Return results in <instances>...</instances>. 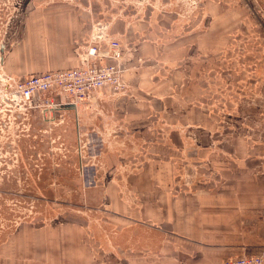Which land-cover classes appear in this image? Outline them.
<instances>
[{
  "label": "rangeland",
  "instance_id": "obj_1",
  "mask_svg": "<svg viewBox=\"0 0 264 264\" xmlns=\"http://www.w3.org/2000/svg\"><path fill=\"white\" fill-rule=\"evenodd\" d=\"M240 1L246 8L238 12L239 25L208 28L204 36L205 51L217 55L198 54L184 61L188 73L178 80L184 88L169 92L165 117L147 123L141 132L135 128L127 133L135 125L127 102L138 100L131 84L124 96H105L97 106H90V101L82 105L78 124L72 112L63 123L51 124L37 108L22 110L12 104L6 79L16 75L9 72V62L21 69H50L72 50V61L78 64L97 22L111 28L119 18L136 20V8L141 7L171 8L161 14L177 20L163 29L159 42L171 44L178 54L183 0H0V264L33 262L38 251L34 257L24 253V241L39 242L40 233L44 238L45 232L61 229L75 228L71 238L83 246L80 264H108V254L117 259L142 254L154 244L163 250L166 243H177V236L159 224L133 221L119 227V202L129 208L141 205L144 187L138 184L149 178L152 163L166 165L155 175L167 181L173 197L184 199L186 213L187 196L199 191L262 194L264 0H255L262 4L259 12L248 8L251 0ZM166 2L172 4L163 9ZM67 12L74 13L79 35L89 24L73 43L60 42L55 34L58 27L70 24L64 17ZM154 34L148 39L159 40ZM158 66L168 76L171 69H182V56ZM147 109L154 110L147 107L146 113ZM237 182L239 187L231 185ZM262 208V201L250 203L245 212L260 216L262 224ZM236 234L224 237L254 252L264 244V236L246 227L238 226ZM55 240L59 238L51 239ZM173 252L178 264H188L185 252Z\"/></svg>",
  "mask_w": 264,
  "mask_h": 264
},
{
  "label": "crops",
  "instance_id": "obj_2",
  "mask_svg": "<svg viewBox=\"0 0 264 264\" xmlns=\"http://www.w3.org/2000/svg\"><path fill=\"white\" fill-rule=\"evenodd\" d=\"M242 3L243 1L240 0H183L182 52L178 54L176 52L179 50L174 49V46L170 48L171 44L169 46L159 42L164 34L163 29L177 20L161 14V11L167 13L170 11L171 8L164 9V7L171 6L172 3L170 4V2L161 4L164 10L159 8L153 10L154 8L150 7L136 8L138 16L136 20L119 18L110 28L112 36L123 44H129L127 46L131 45L133 47L130 57L125 61L127 70L124 72V77L131 84V91L137 94L138 100L133 102L128 100L127 102L129 117L135 123L133 127H129L131 130H128L127 133L133 132V130L136 132V129L141 132V128H145L147 123L160 121L165 117L163 112L168 106L169 92L181 87L184 88L182 84L181 86L179 85L180 81H178L181 78V74L183 76L184 72L187 71L184 70L187 69V67H184V61L191 57L194 58L198 54L200 56L212 54L216 56L217 51L213 53L205 51L206 42H204V36L208 32L210 33L207 29L232 28L239 25L241 19L238 17V12L246 8V5ZM261 5L255 0H251L247 6L259 12ZM154 11L156 12L154 13ZM73 14V12L64 14L65 20L69 21L70 24L68 27L62 25L55 31L56 36H59L60 42L68 41L73 43L79 35L80 25L72 17ZM86 24L87 27L83 32L81 31L79 39L89 28L88 22ZM154 31H156V34H154L156 37L160 36L159 40L148 39V36L150 38ZM177 40L179 39L174 41ZM178 48H180V45ZM66 54L68 55L65 56V61L62 64L57 63L50 66V69L43 70L16 68L15 66L12 67V63L9 62V72L15 74L17 78H24L47 70L77 65L76 61H72V50ZM180 56H182L183 61L182 69H171L172 71L169 72L170 76L165 75L158 64L165 61L176 62V60L180 59ZM137 58L141 59L138 63ZM137 66H139L138 72L135 71ZM147 107H152L154 110L147 109L148 113H146L145 109ZM141 108L142 111L139 110ZM174 140L176 143H180L177 136L174 137ZM149 144L152 143L150 142ZM163 146L167 147L166 145ZM145 147L149 148L148 145ZM166 149L164 151H167ZM148 167V171H152V173L149 174V178L141 179V184H138V186L144 187L142 189L144 190L142 197L145 198H141V205L129 208L119 202L117 212L119 227H126L133 221L159 224L161 228H166L177 236L174 238L177 243H166V247L163 250L157 249L154 244L142 254L129 253L123 258L117 259L108 254L106 255L108 264H178L173 255L174 248L188 255V264H220L225 258L230 256L242 253H264V244L256 247L259 252H254L255 248L240 246L233 239L227 240L224 237L237 235L236 229L238 226L246 227L251 234L264 236V223L258 222L260 216H249L245 212L247 204L262 201V216H264V189L261 195H254L253 191L247 194L241 191L238 193V190L235 191L236 194H234V190H222L224 193L230 192L232 194H220L221 192L218 194L219 191L216 192L217 194L215 192L199 191L187 196L190 208L186 213L183 211L184 208L182 206L184 199L179 200L177 197H173L168 191L167 181L163 178H157L155 175V171L163 172L166 170V165L152 163ZM231 185L233 187L240 186L238 182ZM72 230H75V228ZM72 230L61 229L59 231L45 232L44 238H42L43 234L40 233L42 241L35 243L31 241L32 239L25 240L24 253H29L34 257L35 251H38L34 261L26 264H80L79 257L83 246L80 248L78 241L71 238V233H75ZM56 236L59 241H51ZM165 250L167 251L166 254L159 253V251ZM43 257L44 259H42Z\"/></svg>",
  "mask_w": 264,
  "mask_h": 264
},
{
  "label": "built area",
  "instance_id": "obj_3",
  "mask_svg": "<svg viewBox=\"0 0 264 264\" xmlns=\"http://www.w3.org/2000/svg\"><path fill=\"white\" fill-rule=\"evenodd\" d=\"M95 26L91 44L79 55L77 65L24 78L7 77L12 104L22 110L37 108L43 121L51 124L57 120L63 123L65 115L72 112L78 124L81 107L86 102L97 106L103 103L105 96L126 95L130 85L124 77L125 61L133 48L126 47L110 34L109 23L97 22ZM220 264H264V253L230 256Z\"/></svg>",
  "mask_w": 264,
  "mask_h": 264
},
{
  "label": "bare ground",
  "instance_id": "obj_4",
  "mask_svg": "<svg viewBox=\"0 0 264 264\" xmlns=\"http://www.w3.org/2000/svg\"><path fill=\"white\" fill-rule=\"evenodd\" d=\"M82 166V165H81Z\"/></svg>",
  "mask_w": 264,
  "mask_h": 264
},
{
  "label": "water",
  "instance_id": "obj_5",
  "mask_svg": "<svg viewBox=\"0 0 264 264\" xmlns=\"http://www.w3.org/2000/svg\"><path fill=\"white\" fill-rule=\"evenodd\" d=\"M2 50V49H1Z\"/></svg>",
  "mask_w": 264,
  "mask_h": 264
}]
</instances>
